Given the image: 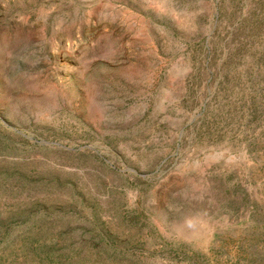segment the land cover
Wrapping results in <instances>:
<instances>
[{
  "label": "rangeland",
  "instance_id": "rangeland-1",
  "mask_svg": "<svg viewBox=\"0 0 264 264\" xmlns=\"http://www.w3.org/2000/svg\"><path fill=\"white\" fill-rule=\"evenodd\" d=\"M0 264H264V0H0Z\"/></svg>",
  "mask_w": 264,
  "mask_h": 264
}]
</instances>
